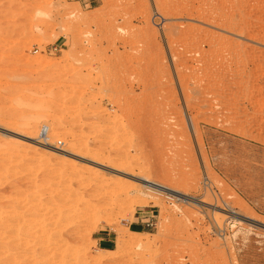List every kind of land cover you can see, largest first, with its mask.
I'll return each instance as SVG.
<instances>
[{
  "label": "rangeland",
  "instance_id": "1",
  "mask_svg": "<svg viewBox=\"0 0 264 264\" xmlns=\"http://www.w3.org/2000/svg\"><path fill=\"white\" fill-rule=\"evenodd\" d=\"M252 220L264 0H0V264H264Z\"/></svg>",
  "mask_w": 264,
  "mask_h": 264
},
{
  "label": "bare ground",
  "instance_id": "2",
  "mask_svg": "<svg viewBox=\"0 0 264 264\" xmlns=\"http://www.w3.org/2000/svg\"><path fill=\"white\" fill-rule=\"evenodd\" d=\"M151 2H152V1H151ZM153 2H154V1H153ZM153 2H152V3H153ZM152 3H151V4H152ZM153 4L156 5V3H153ZM153 4H152V5H153ZM153 7H155V6H153ZM156 7H157V6H156ZM153 10H154V9H153ZM156 12H157V9H156ZM154 13H155V12H154ZM155 14H158V13H155ZM41 16H42V17H41L42 19H49V18L51 17V14H50L49 12H43V13L41 14ZM230 27H231V26H230ZM234 28H235V27H234ZM157 33H158V32H157ZM230 40H231V39H230ZM230 40H229V41H230ZM165 42H166V41H165ZM211 44H212V43H211ZM236 44H237V43H236ZM212 79H213V78H212ZM178 86H179V85H178ZM223 89H224V88H223ZM48 130H49V126H44V127L41 128V131L44 132V133H45V131L47 132ZM48 133H49V131H48ZM48 133H46V135H45V134H44V135H45V136H48ZM40 135H41V134H40ZM42 136H43V135H42ZM48 137H49V139H51L50 137H52V136H48ZM46 138H47V137H46ZM17 142H18V141H17ZM46 142H48V141H46ZM18 143H19V142H18ZM16 144H17V143H16ZM129 187H130V186H129ZM129 187H128V188H129ZM149 192H150V191H149ZM147 204H148V203H147ZM133 209H134V208H133ZM12 215H14V214H12ZM15 215H17V214H15ZM1 221H2V220H1ZM28 228H29V227H28ZM26 230H27V229H26ZM2 236H3V235H2ZM3 237H4V236H3ZM132 242H133V241H132ZM137 245H138V244H137ZM119 247H120V246H119Z\"/></svg>",
  "mask_w": 264,
  "mask_h": 264
},
{
  "label": "water",
  "instance_id": "3",
  "mask_svg": "<svg viewBox=\"0 0 264 264\" xmlns=\"http://www.w3.org/2000/svg\"><path fill=\"white\" fill-rule=\"evenodd\" d=\"M251 222H253V223H255V224L259 225V226H262L264 228V225L263 224H260V223H258L256 221H253V220Z\"/></svg>",
  "mask_w": 264,
  "mask_h": 264
},
{
  "label": "built area",
  "instance_id": "4",
  "mask_svg": "<svg viewBox=\"0 0 264 264\" xmlns=\"http://www.w3.org/2000/svg\"><path fill=\"white\" fill-rule=\"evenodd\" d=\"M84 3H88V4H90V1L91 0H82ZM90 6V5H89Z\"/></svg>",
  "mask_w": 264,
  "mask_h": 264
}]
</instances>
